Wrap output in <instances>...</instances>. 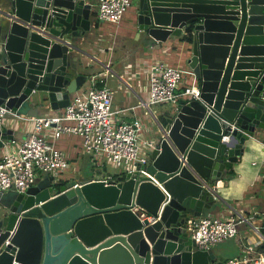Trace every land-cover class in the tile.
Returning a JSON list of instances; mask_svg holds the SVG:
<instances>
[{"label": "water", "instance_id": "water-1", "mask_svg": "<svg viewBox=\"0 0 264 264\" xmlns=\"http://www.w3.org/2000/svg\"><path fill=\"white\" fill-rule=\"evenodd\" d=\"M6 1L15 17L1 13L0 108L37 115L43 103L66 106L87 81L71 51L91 28L95 0ZM138 5L150 40L183 29L190 36L199 98L178 99L145 172L136 167L108 184L46 173L0 197V264H223L197 247L188 226L213 205L210 183L264 128V0ZM5 116L0 148L13 138Z\"/></svg>", "mask_w": 264, "mask_h": 264}, {"label": "built area", "instance_id": "built-area-1", "mask_svg": "<svg viewBox=\"0 0 264 264\" xmlns=\"http://www.w3.org/2000/svg\"><path fill=\"white\" fill-rule=\"evenodd\" d=\"M96 1L98 20L112 23L121 21L132 2V0ZM83 54L100 63L105 72L115 75L95 55L92 57L89 53L83 52ZM147 73V88L145 86L143 89V92L145 89L148 92L147 98L135 91L127 81H122L128 90L134 91L138 105L145 108L146 114L153 116L147 105L166 101L176 104L180 97L187 99L200 96L197 77L190 67L183 68L155 59L149 64ZM99 74L92 73L87 76V87L73 93L69 103L56 112L23 117L25 120H32V126L28 134L20 141L13 137L8 139L2 147L0 191L14 187L16 191L25 192L36 184L38 178L42 177V172L52 174L56 179L59 178L60 175L56 170L69 165L67 154L55 142L64 134L79 136L84 151L92 155L89 159H95L99 154L115 166L128 164L125 174L133 173L136 167L145 172L144 167L150 161L149 152L156 146L158 139L143 137L145 124L139 117L130 121L116 117L119 110L113 108L115 90L105 82V78L99 77ZM184 75H188L186 83L184 81L187 77L183 79ZM4 112L5 110L0 108V116L4 115ZM46 128H51V131H47ZM159 131L164 134L162 130L159 129ZM255 162L253 161L254 164ZM99 179L108 184L114 179L116 181L117 178L104 175ZM210 189L216 198L225 203L228 214L206 213L201 214L196 222L189 221L188 229L198 248L210 249L215 244L236 236L241 223L253 228L264 242V232L254 222L253 216L227 202L213 187ZM151 219L153 221L155 217L152 216ZM261 228L264 229V224ZM224 264H264V254L256 257L242 254L227 259Z\"/></svg>", "mask_w": 264, "mask_h": 264}, {"label": "crops", "instance_id": "crops-1", "mask_svg": "<svg viewBox=\"0 0 264 264\" xmlns=\"http://www.w3.org/2000/svg\"><path fill=\"white\" fill-rule=\"evenodd\" d=\"M0 10H2V14L6 12L10 13V9L8 6V3L6 0H0ZM10 11V12H9ZM0 13V14H1ZM4 16H2L3 18ZM91 20V27L96 26L98 28L100 22L97 18V1H94V7H93V13L90 16ZM98 21V22H96ZM3 22L2 19L0 20V23ZM91 32V28L89 30ZM91 34V33H90ZM90 34L86 32L81 37H76L73 40V49L71 51L72 56L74 57L76 64H77V71L79 73H84L87 76L88 74L91 75V73L87 74V69L90 62L95 63L96 65L100 66V70L93 71L92 73H100L99 77L105 78V82L111 78H115L117 80V84L120 82L124 85L126 89V96H127V104L121 103V107L115 108L116 110L121 111V115L118 117L121 120L124 121H130L135 117H139L140 112H138V108H143V114L146 115L148 121L152 126H156V130H152L151 126H148L145 124V129L143 131V137L145 138H152V139H158L161 135L159 130H162L164 135H166V129L162 123V120H166V117L170 115V113L160 111V118L158 117L156 110L150 108L148 105L147 107L152 111L153 116L150 114H146V110L144 107L138 105V99L136 97V94L133 90H128L126 85L122 82L124 79L129 83L132 88H134L135 91L139 92L143 96V89L147 83L148 80V73L147 68L149 64L155 60V59H161L163 61H166L167 63L181 66L183 68H189L188 65V58L191 55V43L188 41L181 40V37L185 35L184 29L182 33L179 36L171 35L168 37V39L165 42H156L150 40L144 32H141L138 34V39L140 40L139 46L137 48H130L127 46V44L122 43L123 45V51L122 56L119 59V61H104L108 62L113 70L115 71V75L112 73H108L104 71L103 66H101L100 63L92 60L90 57L83 54L90 53L92 57L95 55L96 58L102 59L100 56L101 54H104V51L102 50L101 45H98L95 42V37H90ZM48 35V34H46ZM109 35V34H108ZM114 35V34H113ZM51 37L50 35H48ZM58 41L61 43H67L64 39H60L57 37ZM110 45V44H109ZM111 46V45H110ZM112 48V46H111ZM91 50V52H90ZM111 53L109 52L107 55L108 59H111ZM98 58V59H99ZM134 58V59H132ZM99 59V60H100ZM103 60V59H102ZM100 60V61H102ZM125 60H132L133 64H135L136 68H134L133 74L131 73L130 77H126L122 72H120L119 69H117L114 64H120L122 61ZM138 70V72H136ZM132 72V71H131ZM119 75V76H118ZM140 75L144 76V83H142L141 80H139ZM109 76V77H108ZM123 78V79H122ZM130 78H134L137 80V85L140 87L137 89L131 82ZM122 79V80H121ZM188 82V81H187ZM108 83V82H107ZM186 83V79L184 81ZM88 85V82L86 81L83 86H81L77 91H80L84 88H86ZM142 90V92H140ZM135 99V102L130 103V99ZM37 101V100H36ZM47 103H43L42 108H39V114L37 115H45L50 114L53 112H56V110L51 109L50 105ZM175 106V105H174ZM173 110V109H172ZM264 110V107H263ZM118 111V112H119ZM158 112V111H157ZM172 112V111H171ZM159 114V113H158ZM4 115H6L4 124L7 127H10L13 129V137L20 141L22 138H24L32 126V120H25L23 117L28 118L31 115L27 114H20L16 115L14 113H11L9 111H5ZM140 118V117H139ZM160 124H162L163 129L161 128ZM151 132L150 135L148 132ZM156 134V135H155ZM255 140L259 144V153H256L254 149L249 148V144L251 141ZM57 145V144H56ZM59 148L65 151L67 154L69 161L70 157L74 158L75 155L77 158L80 156V154L77 151V147H62L60 145H57ZM150 153V152H149ZM260 154H264V128H259L254 135V138H250L248 142L245 144V148L243 151V154L238 156V160L231 166V167H225V175L221 176L219 179V182H211L210 185L213 187L218 195H220L223 199H225L227 202L231 203L232 205H235L236 207L242 209L246 214L253 216L254 222L260 226V230L264 232V229L261 228V226L264 224V158H259ZM2 155V148H0V156ZM247 157V159H245ZM90 160V159H89ZM253 161H256L255 164ZM45 174V173H44ZM43 174V175H44ZM42 175V176H43ZM62 179H69L64 178L62 176H59ZM77 179H99L100 177H94L86 176V177H76ZM235 182V187H234ZM243 185V191H239L240 185ZM209 186V185H208ZM234 187L235 194L232 196H229L228 198H225L224 195L221 193V188H223L225 191H227L230 188ZM206 213H213L218 215H227L228 209L225 203L216 198L214 196L213 205L211 208H203L202 214ZM147 214H143L141 216H146ZM149 220L151 221L152 215H147ZM238 233L236 236L226 239V240H232L226 247L219 246L220 243H223L224 241H221L217 244H215L212 249L214 253L217 255V259L224 262L232 257H238L242 254L256 257L257 255L264 254V242L262 241L260 235L251 228L248 224L241 223L239 224Z\"/></svg>", "mask_w": 264, "mask_h": 264}, {"label": "rangeland", "instance_id": "rangeland-1", "mask_svg": "<svg viewBox=\"0 0 264 264\" xmlns=\"http://www.w3.org/2000/svg\"><path fill=\"white\" fill-rule=\"evenodd\" d=\"M137 7H138V0H132L131 5L129 8L125 11L123 14V17L119 23H112V22H98L100 23L98 28L94 25L91 27V32H88L90 34V37H95V42L98 45H101L102 50L104 51V54L100 55L102 57V61H119V59L122 56L123 51V45L127 44L130 48H137L139 46L140 40L138 39V34L143 32L138 27L137 22ZM2 10H0V13ZM2 19V15L0 14V20ZM109 34V35H108ZM114 34V35H113ZM112 48H111V46ZM91 52V50H90ZM111 53V59L107 58L108 53ZM90 54V53H89ZM93 55V54H91ZM87 56V55H86ZM134 59V58H132ZM114 66L120 70L127 78L131 76V73L133 74L134 68H136L135 64H133L132 60H125L122 61L120 64H114ZM113 69V68H112ZM100 70V66L96 65L93 62L89 63L87 74L91 73L93 71ZM132 71V72H131ZM138 72V70L136 71ZM90 75V74H88ZM108 75V73H107ZM109 77V76H108ZM186 78V81L188 80V75H184L183 79ZM130 82L139 89L140 87L137 85V80L134 78L129 79ZM139 80L144 83L145 79L144 76L140 75ZM108 85L111 86L115 90L114 100H113V108L121 107V103L127 104V96H126V89L124 85L120 82L117 84V80L115 78L109 77L107 80ZM147 88V83H146ZM140 90V89H139ZM145 98L148 97V92L145 89V91L142 93ZM130 103L135 102V99L131 98ZM173 103L166 101V102H159L156 104L150 105L152 109L156 110V113L158 117L160 118V111H164L168 113H171L172 109L174 108ZM144 109L138 108V112H140L141 115H139L141 121L152 127V130H156V126H152L150 122L148 121L146 115L143 114ZM158 111V112H157ZM121 111L116 113V117L121 115ZM159 113V114H158ZM161 128L163 129V125L160 124ZM47 131H51V128H46ZM159 130V129H158ZM148 132V131H147ZM160 132V131H159ZM151 132H148L150 135ZM161 134V132H160ZM156 135V134H155ZM160 137V136H159ZM57 145H60L62 147H77V151L80 154V156L77 158L75 155L74 158L70 157L69 165L64 168L57 169L56 172L58 175L64 177L73 179L76 177H86L93 175L94 177H102L104 175L113 176V177H122L125 174L126 168L128 167V164L123 163L122 165L115 166L112 162L107 161L104 156L97 155L95 159L90 158L92 155H88L87 152L84 151L82 142L79 136L74 134H64L60 138H58L56 141ZM55 172V171H54ZM42 174H44L42 172ZM16 191V188L14 187H8L7 189H4L0 191V197H3L8 192ZM232 240H226L223 243H220L219 246L226 247L228 243H230Z\"/></svg>", "mask_w": 264, "mask_h": 264}, {"label": "clouds", "instance_id": "clouds-1", "mask_svg": "<svg viewBox=\"0 0 264 264\" xmlns=\"http://www.w3.org/2000/svg\"><path fill=\"white\" fill-rule=\"evenodd\" d=\"M249 148L254 149L256 153H259V144L255 140L250 142ZM259 158H264V154H260ZM245 159H247V157ZM234 187H235V182H234ZM234 187L228 189L227 191H225L223 188H221L222 195H224L225 198H228L229 196L234 195L235 194ZM239 191H243V185L242 184L240 185Z\"/></svg>", "mask_w": 264, "mask_h": 264}, {"label": "bare ground", "instance_id": "bare-ground-1", "mask_svg": "<svg viewBox=\"0 0 264 264\" xmlns=\"http://www.w3.org/2000/svg\"><path fill=\"white\" fill-rule=\"evenodd\" d=\"M4 14V13H3ZM5 15H7V16H9V17H15L12 13H8V12H6L5 13ZM67 43H69V42H67ZM101 63H103L108 69H109V71H111V72H113V73H115V71L112 69V66H110V65H108L106 62H104V61H101ZM102 66V65H101ZM119 76V75H118ZM122 80V79H121ZM122 81H124V82H126L125 80H122ZM145 105H147V103H144ZM148 106V105H147ZM166 134H167V131H166ZM172 143V142H171ZM207 186H208V184H207Z\"/></svg>", "mask_w": 264, "mask_h": 264}, {"label": "trees", "instance_id": "trees-1", "mask_svg": "<svg viewBox=\"0 0 264 264\" xmlns=\"http://www.w3.org/2000/svg\"><path fill=\"white\" fill-rule=\"evenodd\" d=\"M181 40H183V41H188V42H189V40H190V36H188V35H184V36L181 37ZM162 123H163V125L166 123L165 119L162 120ZM111 177H112V178H117V177H113V176H111Z\"/></svg>", "mask_w": 264, "mask_h": 264}, {"label": "flooded vegetation", "instance_id": "flooded-vegetation-1", "mask_svg": "<svg viewBox=\"0 0 264 264\" xmlns=\"http://www.w3.org/2000/svg\"><path fill=\"white\" fill-rule=\"evenodd\" d=\"M137 12H138V14L140 13L139 5L137 7ZM138 14H137V16H138Z\"/></svg>", "mask_w": 264, "mask_h": 264}]
</instances>
